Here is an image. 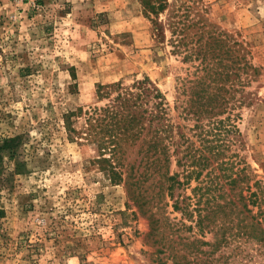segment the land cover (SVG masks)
<instances>
[{"label": "rangeland", "instance_id": "obj_1", "mask_svg": "<svg viewBox=\"0 0 264 264\" xmlns=\"http://www.w3.org/2000/svg\"><path fill=\"white\" fill-rule=\"evenodd\" d=\"M168 1L156 17L145 14L141 0H109V10L94 0H0V264H173L168 247L213 239L196 226V213L175 210L169 198L159 211L179 231L153 230L125 184L110 178L102 162L109 153L100 155L95 143L67 128L69 111L109 102L99 97L100 85L148 77L166 99L179 156H211L209 145L224 140V154L210 157L200 179L177 194L193 196L207 170L226 168L219 165L225 159L235 169L247 165L264 198V0ZM174 8L196 23L192 50L203 28L202 43L216 32L231 45L226 62L244 56L253 65L239 70L224 113H194L195 81L207 71L196 54L186 60L184 47L175 50L168 25ZM72 121L81 130L85 114ZM7 139L15 148H1ZM172 158L183 180L188 166ZM256 261L264 264V257Z\"/></svg>", "mask_w": 264, "mask_h": 264}, {"label": "trees", "instance_id": "obj_2", "mask_svg": "<svg viewBox=\"0 0 264 264\" xmlns=\"http://www.w3.org/2000/svg\"><path fill=\"white\" fill-rule=\"evenodd\" d=\"M141 1L147 16L158 17L170 6L168 0ZM176 9L173 12L178 11ZM171 16L173 20H169L168 25L175 50L182 52L184 47L186 60L196 54L201 58V69L207 71L195 81V95H191V101L197 106L195 115L202 118L204 114L224 113L230 99L227 93H231V88L235 89V80L240 78L239 70H247L253 65L244 56L234 58L231 64L226 62L223 55L232 51L231 45L216 32L210 34V42L202 43L207 32L203 28L197 40L200 44L192 50L188 38L196 23H189L187 16L182 19L177 12ZM207 76L212 85L207 84ZM99 97L109 98V102L86 111L83 107L69 111L65 115L67 128L95 143L100 155L109 153L102 162L108 166L110 178L125 184L129 197L141 212L148 214L153 230L164 227L179 231V227L169 224L167 216L159 211L162 202L168 205L165 200L169 198L174 200L175 210L190 218L196 213V226L200 231L213 234L211 241L193 239L179 243L181 247H168V256L173 264H237V259L251 264L257 262V257H264L263 188L261 182L255 180V175L248 171L247 165L235 169L233 161L221 159L218 164L226 168L220 173H215L213 168L207 170L205 178L192 188L193 196L181 194V191L176 193L187 187L193 178L200 179L211 164L210 157L219 159L224 154L221 148L225 146L224 140L221 144L218 141L209 145L211 156L201 150L198 155L187 150L179 156L182 150L175 139L174 124L168 118L166 99L148 77L129 85H124L121 80L100 85ZM83 114L85 125L76 130L72 127V117ZM218 122L223 123L224 120ZM14 141L5 140L1 148H15ZM172 157H175L178 167L188 166V169L184 168L183 180L181 172L172 171ZM153 188L154 191L148 192ZM193 199H196V207L191 208ZM148 204H153L152 208ZM154 206L157 209L154 210ZM200 243L208 249H202ZM230 247L232 250L227 253ZM164 250L162 248L161 253ZM164 263L162 259L158 262Z\"/></svg>", "mask_w": 264, "mask_h": 264}, {"label": "crops", "instance_id": "obj_3", "mask_svg": "<svg viewBox=\"0 0 264 264\" xmlns=\"http://www.w3.org/2000/svg\"><path fill=\"white\" fill-rule=\"evenodd\" d=\"M99 10H109V0H94Z\"/></svg>", "mask_w": 264, "mask_h": 264}]
</instances>
